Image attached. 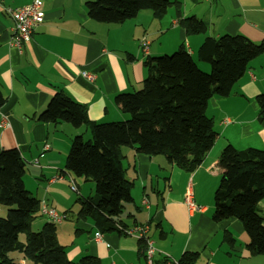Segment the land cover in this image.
<instances>
[{
  "label": "crops",
  "instance_id": "1",
  "mask_svg": "<svg viewBox=\"0 0 264 264\" xmlns=\"http://www.w3.org/2000/svg\"><path fill=\"white\" fill-rule=\"evenodd\" d=\"M0 1L2 6L17 8L33 0ZM38 1L43 20L20 49L10 45L13 23L0 9V91L5 97L0 122L7 123L0 128V150L17 149L26 164L25 188L40 202L67 213L56 225V237L69 261L92 256L99 264H144L139 239L119 230L103 233L91 220L75 219L79 205L72 202L68 179L73 180L82 199L96 201L97 197L86 185L89 182L80 178V186L64 164L73 138L88 137L89 130L64 122L43 123L37 116L50 98L62 91L86 106L91 122L125 120L114 99L141 88L147 76L146 58L167 55L184 44L194 60L205 37L224 34L260 43L264 40V0H182V17L194 16L207 26L204 35L189 36L173 9L171 15L168 10L158 19L149 11H140L122 24H105L88 16L85 3L93 0ZM142 38L149 42L146 55L139 46ZM194 62L200 70L208 71L206 63ZM82 73L93 75L94 80L88 81ZM260 94H264V54L249 62L229 96L209 99L206 115L217 135L191 173L168 164L162 155L147 156L121 148V165L132 188L131 202L124 204L119 226H147L145 237L155 249L153 264H177L184 253L198 254L192 264H264V255L250 256L246 251L249 238L238 220L212 219L221 151L228 145L237 150H264V120L257 117L256 97ZM58 175L62 179L50 181ZM186 191L191 193L192 209L185 204ZM258 209L264 225V199ZM42 218L45 224L47 220ZM226 231L234 239L232 247L223 241ZM19 239L24 242L22 235ZM8 257L19 264H33L21 253Z\"/></svg>",
  "mask_w": 264,
  "mask_h": 264
},
{
  "label": "trees",
  "instance_id": "2",
  "mask_svg": "<svg viewBox=\"0 0 264 264\" xmlns=\"http://www.w3.org/2000/svg\"><path fill=\"white\" fill-rule=\"evenodd\" d=\"M182 5V0H93L86 2L85 8L90 19L105 24H122L140 11H149L158 19L173 9L186 35H204L206 24L194 16L182 17ZM263 54L264 40L254 43L242 35L224 34L205 37L198 47L197 58L209 65V72L197 67L184 44L172 55L146 58L147 76L141 88L114 99L126 117L118 122H91L85 105L56 92L37 121L64 122L90 132L87 141L81 135L73 138L64 164L72 176L92 182L97 197L96 201L77 199L75 219H89L103 233L118 232L116 226L124 204L131 202L132 188L121 165V148L147 156L162 155L168 164L193 172L217 135L206 115L209 99L229 96L249 62ZM256 101L257 117L262 121L264 94ZM4 103L0 91V107ZM218 164L221 175L213 196V221L238 220L249 238L246 251L250 256L264 255V225L258 209L264 199V150H237L228 145ZM25 166L17 149L0 150V207H6L5 215L0 216V264H19L8 257L15 252L33 264H99L92 256L69 261L57 241L54 224L46 222L39 231H32L33 222L41 216V202L24 186ZM223 241L229 247L234 244L228 231ZM139 245L144 260V242L139 240ZM197 258V253H184L177 264H192Z\"/></svg>",
  "mask_w": 264,
  "mask_h": 264
},
{
  "label": "built area",
  "instance_id": "3",
  "mask_svg": "<svg viewBox=\"0 0 264 264\" xmlns=\"http://www.w3.org/2000/svg\"><path fill=\"white\" fill-rule=\"evenodd\" d=\"M208 1V0H203ZM0 9L1 11L6 14L13 23V32L10 38V45L14 46L17 49H20L23 45V43L29 41L34 28L40 24L43 20V13H42V6L40 1L33 0L30 4L22 7L17 8H11L1 5L0 1ZM177 23V21H175ZM139 46L141 48V51L146 55L149 48V42L142 38L139 41ZM82 76L87 79L88 81H93L94 76L82 73ZM7 127V123L5 121L0 122V128ZM62 179L61 176H56L50 181L53 182L55 180ZM69 182V188L73 192H77V189L74 185V182L72 179H68ZM185 204L189 208H194V204L192 201V196L190 191H186L185 194ZM142 204L144 206L147 205V201L145 199L142 200ZM40 213L41 215L47 220V222L59 225L66 219V214L58 212L56 209L48 206L45 202L40 203ZM116 228L123 234L135 237L139 240H142L144 242V261L145 264H153V255L155 252V249L153 247L152 242L145 237V233L147 231V226L139 225L134 226L130 228H122L119 225L116 226ZM100 238V235H95V240H98Z\"/></svg>",
  "mask_w": 264,
  "mask_h": 264
},
{
  "label": "rangeland",
  "instance_id": "4",
  "mask_svg": "<svg viewBox=\"0 0 264 264\" xmlns=\"http://www.w3.org/2000/svg\"><path fill=\"white\" fill-rule=\"evenodd\" d=\"M172 10L171 9H169V12L168 13H170V15L172 14V12H171ZM167 15V14H166ZM177 50V49H176ZM174 52H176L175 50L174 51H172L171 53H168L167 54V56H169V55H172ZM160 56H163V55H159V56H156V57H160ZM194 60L197 62L198 60H197V58H196V56L194 57ZM207 66H208V71L207 72H209V65L207 64ZM202 71V70H201ZM202 72H205V71H202ZM90 139V135H89V133H88V137H83V140L84 141H87V140H89ZM126 151V150H125ZM30 170V169H29ZM74 179L75 180H77L78 181V183L80 182V186H83V183H81V181H80V178H76V177H74ZM83 181V180H82ZM27 184L29 185V183L27 182ZM86 185H89L90 187H92V192L94 193V184L92 183V182H89L88 184H86ZM88 189H89V187H87ZM82 189H84V190H86V187L84 186ZM67 192H69L68 190H67ZM87 192V191H86ZM69 194L70 195H72V202L74 203L77 199H79V198H81L80 196V194L78 193L77 194V192H75V193H73V192H69ZM83 196H87L86 195V193H83ZM73 205H76V204H73ZM74 208H76V207H74ZM77 209H78V207H77ZM5 213H6V207H0V215L1 216H4L5 215ZM43 216H40V217H38L37 219H35V221L33 222V225H32V231H34V232H37V231H39L40 229H41V227H42V225H43V218H42ZM121 217H124V215H122ZM69 220H71L70 219V217L68 218V221Z\"/></svg>",
  "mask_w": 264,
  "mask_h": 264
}]
</instances>
